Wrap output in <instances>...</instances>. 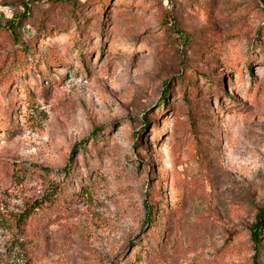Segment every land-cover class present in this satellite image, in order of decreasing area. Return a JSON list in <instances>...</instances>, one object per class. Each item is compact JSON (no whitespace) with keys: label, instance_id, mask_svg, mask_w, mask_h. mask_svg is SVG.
Here are the masks:
<instances>
[{"label":"rangeland","instance_id":"1","mask_svg":"<svg viewBox=\"0 0 264 264\" xmlns=\"http://www.w3.org/2000/svg\"><path fill=\"white\" fill-rule=\"evenodd\" d=\"M263 205L262 0H0V264H264Z\"/></svg>","mask_w":264,"mask_h":264},{"label":"trees","instance_id":"2","mask_svg":"<svg viewBox=\"0 0 264 264\" xmlns=\"http://www.w3.org/2000/svg\"><path fill=\"white\" fill-rule=\"evenodd\" d=\"M262 2H264V0H262ZM77 53H78L77 55L79 57L83 55V53L81 51L80 52H77ZM164 95H166V92H165ZM46 200L49 202L50 201V198L43 199L42 202L37 203L35 205V208L32 209V211H35L36 208L39 207ZM145 210H146V222H149L150 221L151 205L148 203L147 200L145 202ZM29 215H30V211L29 212H26L25 215H23V217L20 218V219L22 221L27 220L28 217H29ZM263 217H264V205L259 209L258 214H257V217H256V220H255L254 224L251 225L250 231H249L250 232V239H251V242L253 243L254 247H258L259 244H260V235H261L260 234V227H261V225L263 223Z\"/></svg>","mask_w":264,"mask_h":264}]
</instances>
